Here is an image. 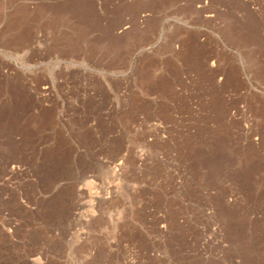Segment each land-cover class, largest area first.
I'll use <instances>...</instances> for the list:
<instances>
[{"label": "rangeland", "instance_id": "rangeland-1", "mask_svg": "<svg viewBox=\"0 0 264 264\" xmlns=\"http://www.w3.org/2000/svg\"><path fill=\"white\" fill-rule=\"evenodd\" d=\"M0 264H264V0H0Z\"/></svg>", "mask_w": 264, "mask_h": 264}]
</instances>
